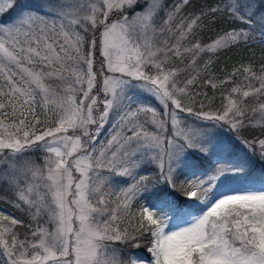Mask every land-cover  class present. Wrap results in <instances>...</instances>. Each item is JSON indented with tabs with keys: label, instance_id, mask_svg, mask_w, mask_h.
Wrapping results in <instances>:
<instances>
[{
	"label": "snow or ice",
	"instance_id": "obj_1",
	"mask_svg": "<svg viewBox=\"0 0 264 264\" xmlns=\"http://www.w3.org/2000/svg\"><path fill=\"white\" fill-rule=\"evenodd\" d=\"M181 3L187 5L188 0ZM137 6L142 10L136 11ZM126 10L133 12L131 21L122 14L108 22L110 14ZM180 11L181 4L167 10L162 0H0V128L6 133L0 134V192L29 209L35 207V216L46 211L54 226L49 231L38 225L31 233L32 241H18L11 233V248L0 240L8 264H123L110 244L136 237L115 226L120 211L128 210L150 186L154 192H163L157 185L174 189L173 177L182 174L193 155L206 159L218 153L215 130L225 125L236 133L235 142L264 162V139L238 135L252 119L249 111H259L264 119V103L259 109L247 104L250 95L264 94V66L259 76L252 73L259 80L258 88L249 83L242 97L235 99L230 93L222 110L215 112L195 111L184 102H195L188 94L195 79L185 77L181 86L179 75L197 64L201 52L214 53L241 39H255L256 34L264 38V0H222L200 15L181 17L173 24ZM158 12H164V18L157 30L152 21ZM217 13L238 21L240 27L208 45L181 43L203 16ZM97 46L104 57L101 68L106 66L113 73L104 75L102 83L93 71ZM186 55L191 63L184 70L165 67L171 57L183 61ZM153 69L155 74L150 75ZM240 91L239 87L231 90ZM143 93L159 101L163 111L146 105ZM18 107L19 125L5 126V119L17 117ZM37 107L46 118L39 134L24 130L29 116L39 122ZM110 117V138L104 143L100 136ZM91 124H97L95 133L88 130ZM7 127L15 132H7ZM69 129L82 135H69ZM35 151L48 154L43 169L28 158ZM229 163L217 159V167L186 181L193 189L187 195L197 197L199 190L203 198L198 202L204 206L187 226L168 229L166 219L155 218L156 213L147 207L142 210L149 225L146 231L153 237L150 264H264V184H245L218 198L209 194L222 177L243 178V164L219 166ZM150 166L158 169V178L145 171ZM73 168L79 177L73 175ZM105 171L111 175L104 176ZM113 182L125 186L120 187L115 207L109 209L111 192L105 187L111 188ZM158 206L168 207L166 196ZM17 223L22 222L11 219L12 225ZM29 249L31 256L26 258ZM129 264L143 262L131 257Z\"/></svg>",
	"mask_w": 264,
	"mask_h": 264
},
{
	"label": "rangeland",
	"instance_id": "obj_2",
	"mask_svg": "<svg viewBox=\"0 0 264 264\" xmlns=\"http://www.w3.org/2000/svg\"><path fill=\"white\" fill-rule=\"evenodd\" d=\"M142 2H143V0H142ZM162 3H165V0H162ZM179 4H182V3L180 2ZM182 5H184V4H182ZM141 10L142 9H140V7L137 6L136 11H141ZM122 14H127L129 16L130 21H131V17L133 15V12L131 10H126L125 13H121V14L112 13V14H110L108 22L111 23V22L119 19V16ZM157 14H155L154 19L152 21L154 27H156L155 24H156V21L158 19ZM184 15H185V12L181 6V11L179 13V16L181 18ZM136 25H137V28L139 30V21L138 20L136 21ZM91 35H92V33L90 32L88 34L89 38L91 37ZM158 38H162V37H158ZM242 40L243 39H241L240 41H242ZM228 45H226V46H228ZM85 48L87 49V45H85ZM201 53H204V52H201ZM103 60H104V57L101 55L100 48L97 46L94 49L93 71L95 73H97V78L101 83H102V80L104 78V75H108V76L113 75V73L108 72L106 66L103 69L101 68V62ZM178 60L181 61L179 58H177L175 56L171 57L170 59L167 60L165 67L169 70L177 68L178 62H176L177 63L176 67H175V64H173V62L178 61ZM190 63H191V60H190V62H187L186 64L189 65ZM254 73H256L257 76H259L261 74V73H257V72H254ZM149 74L154 75L155 69H153V71ZM115 75L120 76L121 74L116 73ZM125 78L127 79V77H125ZM247 79H248V84L250 83L255 88L259 87V80L256 79L255 77H253L252 73L247 76ZM49 83H52V82L50 81ZM56 83H60V82L57 81ZM53 87H55V84H53ZM85 87H86V85H85ZM244 90H247V87L245 89H242L238 93H233L231 95V98L235 99L238 97H242V93ZM59 91L61 93L63 92L62 89H60ZM96 94H97L96 89H93L92 95H96ZM100 95L102 96L103 93L101 92ZM79 97H80L79 93H77V99H79ZM249 97H252V98H259L260 97L261 103H264V94H261L258 96L257 95H250ZM141 98L144 100V103L146 105L150 104L152 107L156 108L157 111H163V105H161L159 103V101H157L154 97L149 96L147 93H143L141 95ZM5 102H6V98H5ZM261 103H259V104H261ZM99 107H100V109H102L103 105L101 104ZM7 111L10 113L11 108L9 107L7 109ZM19 111H20V109L18 107L17 117L13 118V117L9 116L7 119L4 120L5 126L13 125V124L19 125V119L22 118L19 116ZM36 112H37V115L39 118V122L37 123L35 120H33L29 116L28 119L26 120L27 126L24 128V130L35 131L37 134H39L46 127V118H45V115L43 114V111L39 107H37ZM94 115L97 117V120H98L99 112L98 111L94 112ZM0 118H2V117H0ZM251 118H253V116ZM141 119H143V116H141ZM189 119L194 120L195 117H189ZM255 119H257V121H263L264 120V119H261L259 111L255 115ZM111 123H112V117L109 118L108 124L105 126L104 130L101 132L100 141H103L104 143L107 142V138H110L109 129L111 127ZM96 127H97V124L88 125V130L92 133H95ZM149 127L151 129V126H149ZM215 131L219 132V136L217 137V139L220 143V148L218 150V153L214 154L211 157V160L213 163V167H212L213 169L215 167H217V165L215 164V161L217 159L225 161L224 156L232 145H238L240 148H242L239 145V143L235 142L232 139V136L236 135V133L229 132L227 125H225L222 130L216 129ZM7 132H15V128L14 127H7ZM0 134H6L5 128H0ZM68 134L69 135H73V134L74 135H82L81 131L77 130V131L73 132L72 129H69ZM20 135H22V133ZM46 139H48V138H46ZM84 139H86V138H84ZM99 148H100V144L98 142L97 143V153H96L97 156L99 155ZM247 152L253 157V159L254 158L258 159L259 163L262 164V165H259L260 168L258 169L259 172H262V175H260V177H259V173H256V171L249 170L246 167H244V175H243L242 179L233 178L230 174H229V176L222 177L217 183L214 182V185L212 186V191L209 193L210 195L218 198L221 195L228 193L229 191H231L233 189L240 188L245 184L254 185L256 187H260L262 184H264V171L262 170V169H264V162L260 161L258 157L253 156L251 154V152H249V151H247ZM47 155L48 154L45 151H39L38 157L40 158V162H41L39 164L37 162H35L34 160H32L30 157H28V158L30 160H32L35 165H37L43 169L44 164H45V157ZM195 158L202 159L199 156L193 155L190 158V162L193 161L192 159H195ZM226 161H228L230 163L227 165L221 164L219 166H221V167L239 166V164H235L234 162H231L229 160H226ZM165 166H166V164H165ZM184 170H185V168H184ZM145 171L148 172L150 175H152V177L154 179L158 178V176H159V171L154 166H150L149 168L145 169ZM208 171L209 170L202 172V173H199V174H195V173H191V172L181 174V175L177 174L176 176L173 177V179H174V184L176 183L177 180L179 181L178 187L175 186V188L173 189L171 186H164V185H161V186L157 185L156 186L157 188L161 187L163 189V192H158V191L154 192L151 190V186H150V189L148 192H144L141 195H138L132 201L131 207L128 210H126V211L121 210L119 213V218L117 219V221H115V226L120 230V232L124 233L126 230L129 237L134 236V237H136V239H137L138 235L141 234L142 231L147 232L149 234V237H150V244L147 247V250L144 251V250H139V249H137L138 247L134 246V245H138V242H136V239L135 240L129 239L127 243H124L122 241H113V242H111L110 247L116 250L117 260L123 262V264H129L131 257H139L142 260L143 264H150V261L153 259V257L151 255V253L148 251V249L152 246L153 237L151 236L150 232L146 231V229L149 227V225H148L147 220L144 219L141 215L142 210L145 207H147V208H149L150 211H153L154 213H156L155 218L166 219L168 229L179 230L180 227L187 226L188 222L191 220L192 215L198 214L200 212L201 208H203L204 206L198 202V198L199 199L203 198L202 193L199 190L197 191V197H189L187 195V192L191 191L193 189L190 187V185L188 183H186V181H192L195 178L201 177V175L206 174ZM72 172H73V175L75 177H79V173H76L74 168L72 169ZM141 174H143V173H141ZM193 174H195V177H193ZM103 175L109 176L111 174L105 171L103 173ZM29 176H30V174H29ZM117 179H121V178H117ZM137 179H139V176H137ZM131 182H132L131 180L127 181V183H131ZM24 184H25V181L22 178L21 179V185L24 186ZM123 186H125V185L119 184L117 182H113L111 188H108L107 186L105 187L106 191L111 192V195L108 196V199L110 201V203L108 204L109 209L115 207V201L117 199V196L120 194V187H123ZM181 191H184L185 194H180ZM162 196H166V199L168 202V207H166V208H161L158 206V205H160V201H161ZM2 199L6 201L5 197H3ZM14 201H15V203H13L14 206H17V204H18L19 206H17V207H19V209H21L22 213H25L27 211L29 213V216L37 222L35 229L37 228L38 225H43L49 231L53 230L54 226L52 223L49 222L48 214L46 211H43V212H41L40 215L35 216L34 213H36V211H37V209L35 207H33L32 209H29L28 206L26 204H24L22 201H16V198ZM5 217H8V219H5ZM12 218H15L17 221H20V220H18V218L15 215H13L11 212H9L4 207L0 206V234H2V235H0V240L6 241L9 248L12 247V245H11V233L16 234L18 241H24L26 239L28 241H32L33 238L31 236V233L35 229L33 228V230L29 233H25V232L24 233H18L17 230L15 229V227L18 223L16 225H12L11 224ZM105 218H107V217H105ZM141 225H143V227H141ZM5 228H9L10 232H5ZM31 251H32L31 249L28 250V254H27L26 258H30ZM111 256H112V253L109 252L108 258H111ZM8 262H9V257L5 254L4 243L0 242V264H8Z\"/></svg>",
	"mask_w": 264,
	"mask_h": 264
},
{
	"label": "trees",
	"instance_id": "obj_3",
	"mask_svg": "<svg viewBox=\"0 0 264 264\" xmlns=\"http://www.w3.org/2000/svg\"><path fill=\"white\" fill-rule=\"evenodd\" d=\"M181 0H165V5L167 10H171L173 4L180 3ZM222 0H188L187 5H182L185 12L183 17H189L192 14L200 15L201 11H207L208 8L215 7L221 4ZM156 21V29H159V25L162 23L164 18V12H158ZM173 21L176 24L180 20V16L177 15ZM239 22L228 19L227 16H222L217 13L215 17L210 15H205L200 20L199 24L194 26V30L182 41V44L191 45L192 43H199L202 46L212 43L219 35H223L225 32L232 30L233 28H239ZM157 40L162 39L156 37ZM197 64L193 67H188L187 71H181V86L183 79L194 78L195 83L189 86L188 94L189 97H193L195 102L189 103L188 99H185V103L193 107L195 111H212L215 112L217 109H221L222 103L226 104L227 99H225L231 92L232 88L239 87L241 90L245 89L248 85L247 76L251 73L257 72L261 73V68L264 66V38H261L258 34L255 35V39H249L247 42L244 40L239 41L235 44H229L228 46L219 48L214 53H199L197 57ZM178 62V68L184 70L187 66V62H190V57L186 55L183 61H175L173 64ZM246 69H251V72L246 71ZM211 81V83H206L205 81ZM213 84L216 87H213ZM81 94L79 93V96ZM260 97L259 98H247V104L249 108L256 107L259 108ZM222 110V109H221ZM258 112V111H257ZM257 112H248V117H252L250 123H246V126L240 129L238 135L242 139L246 140H259L264 139V120L257 121L255 115ZM238 143V142H237ZM39 151L34 153H29V157L37 162H40L38 157ZM225 161L229 160L235 164H243L249 170L259 172L260 168L258 159H253V157L244 149L240 148L238 145H232L230 149L224 156ZM186 167L182 174L191 172L199 174L210 170L213 167V163L210 158L202 159H192ZM264 171V169H262ZM175 186H179V181L177 180ZM180 193V192H179ZM180 194H185L181 191ZM0 206L7 209L13 215H15L18 220L22 223H18L15 227L18 233H29L35 229L37 222L29 216V213L21 212L19 207L14 206L15 197L10 194H5L0 192ZM5 197L6 201L2 198ZM136 242H138L139 250H147L150 244V237L147 232L142 231L138 235Z\"/></svg>",
	"mask_w": 264,
	"mask_h": 264
}]
</instances>
